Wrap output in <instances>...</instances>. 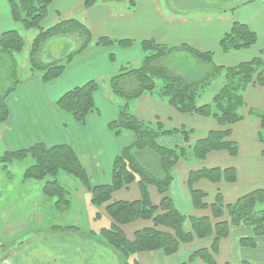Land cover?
<instances>
[{
	"label": "crops",
	"instance_id": "crops-1",
	"mask_svg": "<svg viewBox=\"0 0 264 264\" xmlns=\"http://www.w3.org/2000/svg\"><path fill=\"white\" fill-rule=\"evenodd\" d=\"M58 3L62 5L61 8L52 11V18L44 22V27L55 23L58 18H76L89 27L93 40L107 38L113 41H130V46L117 43L106 47L91 45L82 54L73 56V59L67 63L63 74L49 83L41 82L40 77H35L31 73L23 74L21 83L7 100L9 120L4 127L0 126V144L6 152L24 150L34 144L49 147L71 146L86 167L93 186H106L111 183L114 159L122 148L134 141L129 132L123 131L119 137H116L110 128L111 123L117 119L118 105L124 102L117 101V97L110 92L108 79L119 72V67L135 66L138 68L140 66L145 56L140 46L142 41L150 39L161 46H186L198 53H211L212 63L222 67H233L249 62L263 52L264 40L245 50L221 53L218 46L220 39L229 32L233 23L238 22L227 24L226 32L220 31L219 34L216 33L217 31L209 32L207 31L208 25L216 23L221 29L227 19L221 18L220 15L180 18L174 14L176 4H172L169 0H137L135 7L129 12H126V8L120 4L104 5L100 2L84 11L83 0H59ZM161 3L168 9V15L160 11ZM51 4L52 8L54 0ZM64 5L66 10H63ZM241 5L248 8L251 4ZM50 12L49 8L47 19ZM240 24L243 23L240 22ZM246 26L250 29L247 24ZM20 29L24 30L20 24L13 21L8 0H0V35L10 31L18 32ZM250 30L255 34L252 29ZM26 38V47H29L33 39L29 41ZM209 39H211L210 46H208ZM75 48L73 38H58L44 47L40 61L43 64L62 62L65 60V53H72ZM26 53L29 54L28 48ZM12 60L14 61L13 57ZM0 62L3 63V60ZM157 64L168 68L172 73L190 83L201 79L205 70L204 65L198 62L193 63L192 73H179L176 68L170 67L169 63L166 64L164 61ZM88 81H98L100 88L94 95V110L81 124L57 109L55 103L64 93ZM124 82L125 84L133 83L129 79ZM205 96L206 93L202 97L203 100H199L201 105L211 102L207 101ZM244 99L245 109L242 111L244 118L231 127L230 134V140L239 148L238 156L231 158L222 151L212 152L202 161L180 162L174 169L169 197L173 208L181 215L185 217L210 216L206 210H195L191 205L186 186L187 177L191 171L234 169L236 172L237 178L232 184L226 182L212 184L205 180L195 184V189L205 194L204 203L208 206L213 203L218 193L225 204H230L252 191L264 189V147L257 141L259 122L250 115L248 116L247 112L250 108H261L264 90H248ZM129 107L131 113L144 122L151 124L159 122L165 130L192 131L186 142L177 132L165 134L167 136L159 138L161 145L167 147L193 146L196 141L205 138L209 132L225 129L210 118L181 115L155 95H143L129 102ZM148 192L153 205L158 207L160 196L156 189L149 187ZM112 198L116 201H136L140 198L139 186L135 182L114 193ZM104 220L107 223L105 226L112 225L108 218L104 217ZM129 225L121 229L129 240L133 238L136 231L147 227L143 222ZM8 229L11 231V228ZM184 229L189 231L188 223L184 224ZM248 240H253V247L244 244ZM213 241V237L205 241L194 240L190 244L181 245L179 251L172 256H166L161 251H154L138 253L131 259L134 264H192L190 259L193 254L199 250L209 249ZM217 244L216 264H264V235L255 237L252 227L242 224L230 229L228 236ZM6 245L1 243L3 247H7ZM15 247V255L7 260H0V264H24L26 259L28 262L25 264H30V262L35 264L38 261L28 256V253L22 255L18 247ZM76 247L77 245H74V248H70L68 245L70 249L63 256L54 254L45 257L44 264H79L78 257H83V252L87 261L94 262L93 264L96 260L100 261L98 264H120L119 255L108 247L100 249L98 253L95 250L88 253L86 249L81 250ZM66 256L72 260L70 263H67ZM60 257L61 261L58 260Z\"/></svg>",
	"mask_w": 264,
	"mask_h": 264
},
{
	"label": "trees",
	"instance_id": "trees-1",
	"mask_svg": "<svg viewBox=\"0 0 264 264\" xmlns=\"http://www.w3.org/2000/svg\"><path fill=\"white\" fill-rule=\"evenodd\" d=\"M52 2L53 0H8L13 21L20 24L24 30L31 28L38 30L29 46L27 60L30 73H42L41 82L49 83L59 78L70 59L91 45L106 47L117 43L130 46V41H113L107 38L93 40L89 27L76 18H58L55 23L44 27V21L48 16L49 6ZM97 2L99 0H83V10L86 11L94 7ZM131 5L134 6V3ZM58 38H73L76 48L73 53L65 56V60L62 62H52L44 66L40 61L44 47ZM256 43V35L246 25L233 23L229 32L220 39L218 46L220 52L226 54L251 48ZM25 46H27L25 39L18 32L10 31L0 35V56L5 60L11 58L13 63L8 73L9 83H7L4 92L0 94V124L8 121L7 99L21 83L15 68L16 63L12 57L14 54H20ZM140 46L145 52L140 66L135 69L122 66L116 75L108 79L110 92L124 101L122 105H118L117 119L110 125L113 135L119 136L125 131L129 132L134 139L131 144L122 148L114 159L109 185L93 186L80 157L72 147L66 145L47 148L36 144L27 150L6 152L0 160L9 165L26 156L32 157L35 160L34 166L25 173V177L38 181L49 177L50 180L43 187V194L50 198L62 199L64 202L68 201L69 193L57 181V174L66 172L79 179L91 193L92 205L106 204V213L113 224L110 228L103 229L98 234L95 233V236L101 239L103 245L119 255L120 264H134L131 258L138 253L161 251L164 255L171 256L177 253L181 245L190 243L194 239L212 237L214 241L211 249L195 252L190 261L192 264H198V260L203 264H216V245L228 235L230 226L234 227L244 223L252 227L256 236L264 233V209L257 212L252 210V213L249 211L254 202L264 196V191L258 190L246 194L230 205H224L220 195H217L210 205L211 218L215 221L213 225L208 218L181 215L173 208L166 193L176 165L189 160L187 150L191 151V157L194 160H203L209 153L218 151H225L231 157L237 155L238 147L230 140L229 127L242 119L240 109L243 106L245 89L254 83L258 85L264 83L261 74H257L262 67L264 68V55L260 54L249 62L233 67H222L212 63L213 55L211 53H198L186 46H161L150 39L142 41ZM262 50L264 52V47ZM174 53L189 54L194 62L204 65L205 70L201 79L190 83L172 73L168 68L157 64L164 61L172 67L169 60ZM221 77L223 84L212 98L211 103L198 104L200 94ZM127 79L132 80L133 83L125 84L124 81ZM156 82H160V85L157 86ZM99 87L98 81H89L74 88L57 100V107L71 115L77 123L82 124L86 116L94 110V95ZM144 94L155 95L181 115L210 118L227 128L222 131L209 132L205 138L196 141L193 146H163L159 143L161 136L177 132L186 142L192 131L165 130L159 122L151 124L135 117L130 111L129 102ZM249 115L259 119L261 129L264 131V109L250 111ZM259 140L264 142L260 135ZM221 178L233 181L235 179L234 170L203 169L190 172L187 186L192 188L196 182L202 179L216 183ZM134 182L139 185V200L127 203H109L111 195L115 191ZM148 186L154 187L161 197L158 207L154 206L149 198ZM191 193L194 206L205 209L206 206L202 204L205 194L193 189H191ZM225 214L227 219L221 220ZM137 220H152L154 227L136 232L133 240L130 241L118 227ZM185 223H189V231L184 230ZM210 226L213 230L212 233ZM158 227L170 232L158 231ZM251 244H253V240H250L249 245ZM211 250L213 252L210 253Z\"/></svg>",
	"mask_w": 264,
	"mask_h": 264
},
{
	"label": "rangeland",
	"instance_id": "rangeland-1",
	"mask_svg": "<svg viewBox=\"0 0 264 264\" xmlns=\"http://www.w3.org/2000/svg\"><path fill=\"white\" fill-rule=\"evenodd\" d=\"M58 1L59 0H54V4L52 8L50 7L52 4L49 6L51 10L50 16L48 17V19L46 18L45 21H49L50 18H52V11L58 10L57 8L59 7L61 8L62 5H60ZM245 1L247 0H177L176 1L177 8L174 11V14L177 17H180V18L183 17V18H188V19L193 18L194 16L205 17V16L220 15L221 18L227 19L221 29L219 28L220 25H217L216 23L210 24L207 26V31L209 32L217 31L216 33L218 34L220 33V31L226 32L227 24L233 23L234 21H237L238 23L241 22L245 25L247 24L250 27V29H252L257 35V39H258L257 43H258L264 40V0H254L249 3L251 5H248L250 6L248 8H245L244 7L245 5H241L242 2H245ZM100 2L103 3L104 5H109L108 3H111L113 5L120 4L126 8L127 10L126 12H129L135 7V6H132L131 4L133 3L135 4L137 0H99L97 4H99ZM252 3H255V4H252ZM63 10H66L65 5H64ZM160 11L162 13H165V15L169 14L168 9H166L162 3L160 5ZM18 32L24 39L25 37H27L26 40L31 41L33 37L37 34L38 30L36 28H31L29 30L20 29ZM209 41L210 42L208 43V46L211 45V39H209ZM27 48L29 49V47L25 46V49L20 54L13 55L14 61L16 63L15 68L17 70V75H18L19 80H21L23 74L28 75V73H30L29 62L27 60L29 54L27 55L26 53ZM83 52H81L80 54H82ZM65 54H66L65 56L67 57L71 53H65ZM80 54H76V56ZM261 54L264 55L263 53ZM72 59L73 57L70 59V61ZM1 60H3V63L0 62V94L4 92L6 86L8 85L7 83H9L8 73L11 69V65L13 64L11 62V58L9 60H5L3 57L0 56V61ZM193 63H194V60L191 58V56L189 54H184V53H174L170 61V65L176 68L177 72L183 71L187 73H192L194 71ZM45 65L47 64H44V66ZM130 68H135V66H132ZM259 73L261 74V77L264 78V68L263 67L259 70L257 74ZM31 74L33 75L35 74L34 75L35 77H40L42 75L41 72L40 73L31 72ZM156 84L157 86H159L160 82H156ZM222 84H223V78L221 77L217 81H215L211 86L206 88L205 92L200 94L198 98V104H200L199 100H203L202 97L205 93H206L205 99L207 101H212V98L217 93V91L221 88ZM254 89L264 90V83L262 85H258L257 83H254L248 86L243 92V106L240 109V114L242 116L241 120H243L244 118V115L242 114V111L245 109L244 95L248 90H254ZM148 95H151V94H148ZM116 100L121 103L124 102L121 98H117ZM56 103H55V107L59 109ZM263 109H264V99H263L262 106L260 109L250 108L247 110L248 116H249L250 111H254V110L261 111ZM250 117L256 119L259 122L257 141L264 147V142L259 140V135H260V138L262 137L264 139V131L261 129V123L259 119L256 118L255 116L250 115ZM6 123L0 124V126L4 127ZM233 125L229 127L230 132H231V127ZM222 127H224L225 129L227 128L226 126H222ZM119 136H116V137H119ZM163 136H167V135H163ZM163 136H161L160 138H162ZM40 145H43V144H40ZM32 146L28 147L27 149L31 148ZM45 147L51 148L55 146H50V147L45 146ZM27 149H24V150H27ZM19 151L21 150H18L15 152H19ZM187 152H188L189 160L190 161L194 160L191 157V153H190L191 151L187 150ZM222 152H225V151H222ZM5 153L6 151L2 149V146L0 144V159L1 157H3ZM9 153H12V152H9ZM238 154H239V148H238V153L235 157H237ZM227 155L229 154L227 153ZM235 157H231V158H235ZM195 161H202V160H195ZM34 163H35V160L32 157L30 158L29 156H26L20 160H15L12 164H9V165L6 162L2 163L0 160V245L1 243L7 244L6 245L7 247L5 248V250H11V248L16 249L15 246H17L22 255L24 253H28V256H32V259L33 257L37 259L38 261L35 264H44L45 257H50V255L58 254V255L63 256V254H66L70 248H74V245H77L76 248L78 249H81V250L86 249V251H89L88 253H90L91 250H95L98 253L100 249H103L104 247H106L105 245L101 243V239L98 236H95L96 235L95 233L98 234L99 231L110 228L109 226H105V224L107 225V223L104 220V217L108 218L111 221V219L108 217L106 210H105L106 204H103L101 206L92 205L91 196H90L91 193L89 192V190L84 187L83 183H81L79 179L73 177L71 174H68L66 172H59L56 176V179L60 183V185L69 193L68 201L64 202V200L62 199L50 198L44 195L43 187L45 183L50 180L49 177H46L42 181H38L32 178L25 177V173L27 171H30L31 167L34 166ZM206 170H209V169H206ZM220 170H226V169H220ZM191 172H194V171H191ZM234 173H235V179L231 182L229 180H225L224 178H221V180L216 183L210 182L209 180H205V179H202V180L203 181L205 180L212 184H218L219 182H226V183L232 184L236 181V178H237L235 170H234ZM172 180H173V177H172ZM195 184L192 186V188H189V186H187V183H186V186L189 191V198L191 200V205L195 210H200V211L206 210L207 212H209V215H210L209 217H196V218H208L211 220L210 223L213 225L215 221L212 220L211 218L212 215H211L210 205L208 206L204 203L205 198H203V201H202V204L206 206L205 209L196 208L193 204V197H192L191 189L198 191L197 189H195ZM149 187H152V186L147 187V192H148ZM169 189H170V186H169ZM169 189L166 193L167 197H169ZM118 191L119 190L115 191L114 193ZM255 191H258V190H255ZM113 194L111 195V199L109 203H118V202L127 203L125 201L113 200L112 198ZM217 195H220V194L218 193ZM220 197L222 199L221 195ZM263 198L264 196L261 198H258L257 201L254 202V204L249 210L250 213H252V210L254 212H257V211L264 209V202H261L262 200H264ZM160 201H161V197H160ZM222 202L224 205H230L234 203L233 202L230 204H225L223 199H222ZM226 219H227V216L225 214V216H223L221 220H226ZM135 222L145 223L147 227H144V228L154 227L152 220H137V221L119 226L118 228L122 229V227L130 226L129 224H132ZM242 224L246 225L244 223H240L237 226L242 225ZM73 226L77 228H72ZM237 226H234V227L230 226L229 230ZM8 228H11V231ZM157 230L163 231V232H166V231L170 232L161 227H158ZM212 231H213L212 227L210 226V232L212 233ZM262 235H264V233L261 234L260 236ZM254 236L259 237V236H256L255 234ZM131 240H133V238L130 239V241ZM194 240L205 241V240H209V238L194 239ZM190 243H187V244H190ZM249 243H250V240H248L244 244L245 245L247 244L250 247L254 246V243L251 245H249ZM68 245L70 246V248H68ZM216 246H217L216 248V252H217L218 244ZM211 247L209 248V250L211 249ZM211 252L213 251L211 250L210 253ZM65 258L67 259V263H70L72 261L68 256H66ZM1 260H7L6 256H3ZM58 260L61 261V257ZM75 260L77 261V258H75ZM78 260H80L79 264H93L94 263L91 261H87V257L85 256L84 252H83V257L79 256ZM26 262H28V259L24 261V264ZM98 263H100V261L96 260L95 264H98ZM198 263L203 264V262L200 260H198Z\"/></svg>",
	"mask_w": 264,
	"mask_h": 264
},
{
	"label": "flooded vegetation",
	"instance_id": "flooded-vegetation-1",
	"mask_svg": "<svg viewBox=\"0 0 264 264\" xmlns=\"http://www.w3.org/2000/svg\"><path fill=\"white\" fill-rule=\"evenodd\" d=\"M172 4L174 3V4H176V1L177 0H169ZM252 1H254V0H247V1H245V2H242V4H246V3H250V2H252ZM175 8H177L176 7V5L174 6ZM5 248L6 247H3V246H1L0 245V260L3 258V256H6V258L7 259H9V258H11V256H13V255H15V250L16 249H11V250H5ZM18 249V248H17Z\"/></svg>",
	"mask_w": 264,
	"mask_h": 264
}]
</instances>
